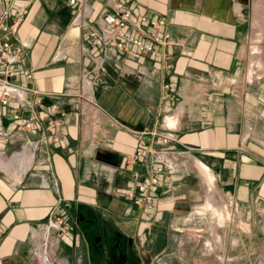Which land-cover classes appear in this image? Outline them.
I'll use <instances>...</instances> for the list:
<instances>
[{"label": "crops", "instance_id": "0c3cea01", "mask_svg": "<svg viewBox=\"0 0 264 264\" xmlns=\"http://www.w3.org/2000/svg\"><path fill=\"white\" fill-rule=\"evenodd\" d=\"M119 5L164 21L159 56L95 41ZM3 16L0 43L21 51L0 76L12 69L22 88L2 107L0 264H95L87 223L121 222L143 258L144 220L183 222L199 201V162L264 236V54L251 62L264 0H0ZM15 112L36 118L26 127ZM160 160L146 215L123 192Z\"/></svg>", "mask_w": 264, "mask_h": 264}, {"label": "rangeland", "instance_id": "374dc122", "mask_svg": "<svg viewBox=\"0 0 264 264\" xmlns=\"http://www.w3.org/2000/svg\"><path fill=\"white\" fill-rule=\"evenodd\" d=\"M260 50L252 55V63L256 64L264 54V45ZM261 64L264 68L263 61ZM198 178L202 179L199 201L183 222L169 215L164 222L144 220L146 228L134 241L144 253L137 264H264V236L258 233L262 223L256 227L228 197L211 191L201 172ZM218 210L226 211L220 220ZM120 223L115 224L119 231ZM95 224L88 231L92 241L93 236L100 235V226Z\"/></svg>", "mask_w": 264, "mask_h": 264}, {"label": "built area", "instance_id": "2783aa9c", "mask_svg": "<svg viewBox=\"0 0 264 264\" xmlns=\"http://www.w3.org/2000/svg\"><path fill=\"white\" fill-rule=\"evenodd\" d=\"M76 0H70V4H74ZM104 22L110 29H105L99 34L93 33L95 41L102 45L104 41H110L114 46L120 50H128L132 46H135L141 54L157 57L160 55L158 48L159 44H167L169 34H160L157 31V27L162 24L163 20H156L149 18L145 15L133 16L127 9H122L121 5L114 12L107 13L104 17ZM0 27L8 31L11 26L4 22V16L0 20ZM130 27V28H129ZM134 29V33L131 31ZM11 49L14 51L12 52ZM21 51L20 46L13 45L10 41L6 40L0 43V62L7 66L18 60V55ZM100 67V64H99ZM25 74L30 77L29 72ZM14 71L7 68L5 74L0 76V134L3 132V111L2 107L10 103L11 96L16 91L22 88L20 85L11 81ZM99 74L94 75V79L98 80ZM168 86V85H166ZM169 97L168 93L165 95ZM35 115L22 117L17 112L14 113L13 119L19 124L26 127H30ZM162 141L174 140L172 133L165 132L161 135ZM152 174L146 177H141L137 171L131 173L132 184H130L125 190L124 194L126 198L132 201L138 208L145 212L146 215L150 214V209L155 204L156 192L160 187L159 174L164 171V163L162 160ZM167 168L171 171V166L167 165ZM58 225L62 232L63 237L70 239L69 227L63 224L61 218L56 217Z\"/></svg>", "mask_w": 264, "mask_h": 264}, {"label": "flooded vegetation", "instance_id": "af4514ba", "mask_svg": "<svg viewBox=\"0 0 264 264\" xmlns=\"http://www.w3.org/2000/svg\"><path fill=\"white\" fill-rule=\"evenodd\" d=\"M91 225L93 224L87 223L85 229L89 230ZM95 226H100V235L93 236V245L90 248L95 264H135L139 261L140 257L132 240L123 238L121 231L110 223H96Z\"/></svg>", "mask_w": 264, "mask_h": 264}, {"label": "bare ground", "instance_id": "6f19581e", "mask_svg": "<svg viewBox=\"0 0 264 264\" xmlns=\"http://www.w3.org/2000/svg\"><path fill=\"white\" fill-rule=\"evenodd\" d=\"M258 3H260V2H258ZM259 22V21H258ZM256 23V22H255ZM258 24V23H257ZM252 26V25H251ZM255 26V25H254ZM260 34V33H259ZM254 37V36H253ZM263 41L264 40H262L261 39V37L259 36H257L256 37V39H254V41H253V44H252V54H258L261 50H260V45H263L262 43H263ZM263 49V48H262ZM251 54V55H252ZM253 57H254V55H253ZM260 57V56H259ZM262 60V59H261ZM256 62V61H255ZM261 66V65H260ZM254 68V67H253ZM252 75V74H251ZM198 166H199V169H200V171H201V173L203 174V176L205 177V180H206V183H207V185L209 186V189L210 190H212L213 189V187H214V175L211 173V171L209 170V168L205 165V164H203L202 162H199L198 163ZM21 176V175H20ZM208 203V202H207ZM210 204V203H209ZM211 205V204H210ZM212 206V205H211ZM214 207V206H213ZM212 207V208H213ZM225 208V209H224ZM223 209L224 210H227L228 209V207L226 206V207H224ZM226 212V211H225ZM225 212H223L222 210L220 211V210H218L217 211V216H215V217H217L219 220L220 219H222L223 218V216H225ZM228 213V212H227ZM226 213V214H227ZM216 214V213H215ZM225 218V217H224ZM218 219H216V220H218ZM222 221V220H221Z\"/></svg>", "mask_w": 264, "mask_h": 264}]
</instances>
